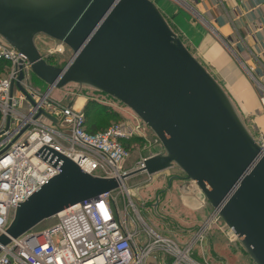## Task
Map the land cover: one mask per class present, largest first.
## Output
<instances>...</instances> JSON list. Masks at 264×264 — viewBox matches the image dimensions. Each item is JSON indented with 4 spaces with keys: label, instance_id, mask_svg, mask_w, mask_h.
Listing matches in <instances>:
<instances>
[{
    "label": "water",
    "instance_id": "1",
    "mask_svg": "<svg viewBox=\"0 0 264 264\" xmlns=\"http://www.w3.org/2000/svg\"><path fill=\"white\" fill-rule=\"evenodd\" d=\"M38 35L71 51L64 67L42 58ZM0 38L48 88L86 87L131 110L163 154L121 181L178 170L182 176L168 187L193 183L252 264H264V158L223 88L150 0H0ZM53 155L58 175L17 206L0 251L62 211L122 188Z\"/></svg>",
    "mask_w": 264,
    "mask_h": 264
},
{
    "label": "built area",
    "instance_id": "2",
    "mask_svg": "<svg viewBox=\"0 0 264 264\" xmlns=\"http://www.w3.org/2000/svg\"><path fill=\"white\" fill-rule=\"evenodd\" d=\"M171 1L206 24L194 7L201 0ZM216 1L222 4L226 0ZM239 63L246 69L264 113V66H259L262 71L257 77L253 69ZM20 75L22 80L18 81ZM30 75L27 59L0 38V235L11 223L17 206L58 175L53 153L69 159L87 175L120 181L122 188L62 211L53 218L52 226L37 232L39 236L33 230L12 240L1 248L0 264H209L203 243L218 220L216 212L212 211L181 244L151 230L129 200L120 208L118 196L126 193L128 179L121 178L137 170L143 160L163 154L162 149L125 170L130 157L125 143L143 139L147 127L134 116L133 121L123 120L89 133L82 108L76 109L69 99L65 105L52 100L55 88L36 91L30 85ZM257 136L260 157L264 158V132ZM224 228L229 241L238 242Z\"/></svg>",
    "mask_w": 264,
    "mask_h": 264
},
{
    "label": "rangeland",
    "instance_id": "3",
    "mask_svg": "<svg viewBox=\"0 0 264 264\" xmlns=\"http://www.w3.org/2000/svg\"><path fill=\"white\" fill-rule=\"evenodd\" d=\"M150 1L159 11L165 12L176 8L178 12L185 13L192 21L198 23L197 19L171 0ZM34 44L42 58L54 67H64L71 58V51L65 45L45 36H36ZM206 70L208 71V69ZM243 70L247 74L246 69ZM30 85L38 92H44L48 89L33 75H30ZM80 98L84 99L85 102L94 100L109 110V112L107 111L109 115L117 113L121 117L119 121L117 118H110L109 121L100 119L98 121V123L101 122L99 129L108 128L110 125L118 124L123 120L133 121L134 119L135 115L127 107L86 87L68 85L62 89H55L51 94L52 100L63 105L66 104L67 99L75 101ZM262 118L264 119V113L259 108L251 117H240L255 142L258 140V132H264L261 127L258 128L257 126ZM125 144L130 150V157L125 163L127 170L135 168L141 159L162 151L161 145L148 128H145L143 139L133 138ZM181 176L182 174L178 170L172 169L150 179L144 174L128 178L125 183L126 193L118 196L120 208L122 205H127L129 200L151 230L181 244L184 243L193 230L208 218L212 209L189 182L175 180L168 187L170 179ZM54 222V219L48 220L39 225L34 232L37 233L49 228ZM224 227L225 225L218 218L210 230L209 238L203 243L207 262L209 264H252L239 242L229 241Z\"/></svg>",
    "mask_w": 264,
    "mask_h": 264
},
{
    "label": "crops",
    "instance_id": "4",
    "mask_svg": "<svg viewBox=\"0 0 264 264\" xmlns=\"http://www.w3.org/2000/svg\"><path fill=\"white\" fill-rule=\"evenodd\" d=\"M194 7L206 24L192 21L176 8L160 12L193 57L223 88L239 117H251L259 108L258 95L239 61L253 69L255 76L260 75L259 66H264V0H226L222 4L201 0ZM73 102L76 109L86 105L81 98ZM257 126L264 130L263 118Z\"/></svg>",
    "mask_w": 264,
    "mask_h": 264
},
{
    "label": "trees",
    "instance_id": "5",
    "mask_svg": "<svg viewBox=\"0 0 264 264\" xmlns=\"http://www.w3.org/2000/svg\"><path fill=\"white\" fill-rule=\"evenodd\" d=\"M107 111L109 112V110H107L104 106L98 104L94 100H89L88 102H86V105L83 109V113L85 116V124H86L87 132L96 133L105 130L106 128L99 129V125L101 122L98 123V121L100 119H105L107 121H109L110 118H117L118 121L121 119V117H119V114L111 113V115H109ZM125 145L127 146V144Z\"/></svg>",
    "mask_w": 264,
    "mask_h": 264
},
{
    "label": "bare ground",
    "instance_id": "6",
    "mask_svg": "<svg viewBox=\"0 0 264 264\" xmlns=\"http://www.w3.org/2000/svg\"><path fill=\"white\" fill-rule=\"evenodd\" d=\"M201 195V194H200ZM202 196V195H201ZM194 198V197H193ZM202 198V197H201ZM195 199V198H194ZM214 221V218H211L210 222H213Z\"/></svg>",
    "mask_w": 264,
    "mask_h": 264
}]
</instances>
